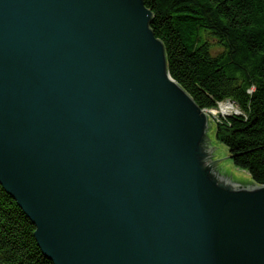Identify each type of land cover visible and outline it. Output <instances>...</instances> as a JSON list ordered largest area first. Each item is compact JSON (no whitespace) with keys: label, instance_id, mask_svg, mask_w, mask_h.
<instances>
[{"label":"water","instance_id":"obj_1","mask_svg":"<svg viewBox=\"0 0 264 264\" xmlns=\"http://www.w3.org/2000/svg\"><path fill=\"white\" fill-rule=\"evenodd\" d=\"M151 21L142 0H0V186L52 264H264V186Z\"/></svg>","mask_w":264,"mask_h":264},{"label":"trees","instance_id":"obj_2","mask_svg":"<svg viewBox=\"0 0 264 264\" xmlns=\"http://www.w3.org/2000/svg\"><path fill=\"white\" fill-rule=\"evenodd\" d=\"M165 49L168 73L201 110L233 102L216 145L233 167L264 186V0H142ZM34 226L0 186V264H52Z\"/></svg>","mask_w":264,"mask_h":264},{"label":"bare ground","instance_id":"obj_3","mask_svg":"<svg viewBox=\"0 0 264 264\" xmlns=\"http://www.w3.org/2000/svg\"><path fill=\"white\" fill-rule=\"evenodd\" d=\"M236 113V109L233 108V106L230 104V103H226V104H221L220 105V108H219V113L220 114H223V115H229L230 113ZM209 114H213V115H216L218 114L217 113V110H211L209 112Z\"/></svg>","mask_w":264,"mask_h":264},{"label":"rangeland","instance_id":"obj_4","mask_svg":"<svg viewBox=\"0 0 264 264\" xmlns=\"http://www.w3.org/2000/svg\"><path fill=\"white\" fill-rule=\"evenodd\" d=\"M224 104H226V103H224ZM219 108H220V106L217 109H215V110H217V113H218L216 115L209 114L210 111L209 112L208 111L206 112L207 114H209L211 116V118L214 120V122L217 121L219 118H223L225 116V115L219 113ZM232 113H230V114H232Z\"/></svg>","mask_w":264,"mask_h":264}]
</instances>
